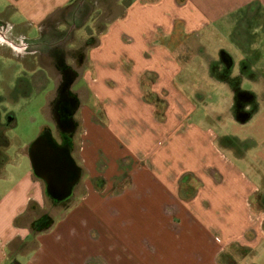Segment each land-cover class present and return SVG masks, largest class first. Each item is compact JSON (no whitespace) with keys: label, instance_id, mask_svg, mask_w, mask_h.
<instances>
[{"label":"rangeland","instance_id":"rangeland-1","mask_svg":"<svg viewBox=\"0 0 264 264\" xmlns=\"http://www.w3.org/2000/svg\"><path fill=\"white\" fill-rule=\"evenodd\" d=\"M134 2L79 0L77 8L70 9L76 16L62 27L59 23L62 30L59 61L62 59L72 70L66 91L75 101L70 119L73 125H69L73 129L71 133L58 132L52 106L63 88L64 81L60 83L62 68L59 65V71L56 70L50 56L39 45L33 44L31 52L11 46L22 41L11 35L8 25L0 24V161L3 154L7 161L0 166V176L12 175L18 179L29 171L27 148L46 127L56 144L69 146L82 172L67 201L58 204L45 190L42 202L32 205L29 216L34 231L59 219V223L75 226V238L149 241V246L142 248L129 243L126 251L159 255L165 260L159 264H264V241L260 240L254 247L241 219L245 216L249 224L255 222L260 211L255 207L264 205V191L256 200L249 194L240 198L227 196L211 183L223 175L210 165L219 159L227 169L223 178L231 179L239 173L247 189L248 167L237 172L233 161L235 157L246 158L247 137L255 133L261 136L264 126V112L248 121L249 117L264 110V16H259V11H255L248 23L239 24V44H232L230 37L238 15L220 24L218 31L225 34L223 39L211 36L213 30L208 32L203 37L208 48L199 54L184 50L187 45L184 40H171L170 46L179 48L175 56L183 67L176 80L179 130L174 161L167 162L163 157L160 142L158 152L142 156H137L139 146L132 143L128 147L133 151L127 149L131 156L119 167H113L115 171L105 160L95 172L87 166V153L83 152V116L88 110L95 111L99 114L97 122L105 121L103 105L91 103L88 88L83 85L89 51L106 28L107 21L124 14L126 6L130 8ZM8 10L6 3L0 0L3 18L15 21ZM64 15L61 20L68 19V14ZM240 17L242 19L244 13ZM254 18L257 19L255 30L259 33L251 39L248 28L254 31L251 23ZM27 35L35 38L38 33L28 29ZM192 45L193 50L198 45L196 40ZM221 47L231 60L228 64L221 61L220 53L213 51ZM235 48L237 53L233 51ZM153 101L161 112L164 104ZM201 128L205 129L202 133L209 134L207 144L212 156L208 149L204 150L205 136L197 134ZM6 142H9L8 147ZM254 169L262 171V163L258 162ZM2 184L0 181V194ZM237 208H242L244 215L235 211ZM263 225H258L262 232ZM63 232L60 230L59 237ZM68 237H71L69 233L63 238ZM153 241L154 247L151 246Z\"/></svg>","mask_w":264,"mask_h":264},{"label":"crops","instance_id":"crops-1","mask_svg":"<svg viewBox=\"0 0 264 264\" xmlns=\"http://www.w3.org/2000/svg\"><path fill=\"white\" fill-rule=\"evenodd\" d=\"M2 1L9 8L8 12H12L15 21L4 19L5 14L1 12L0 24L8 25L13 33L11 35L21 40V44L39 45L54 65L59 63V57H54L53 53L55 48V55H59V33H62L59 23L62 27L72 16H76L70 9L74 6L77 8L79 0ZM255 11H259V16H264V0H135L130 8L126 6L124 14L107 21L106 28L89 51L88 72L83 78V85L88 88L91 96L89 101L94 105L98 102L103 105L105 120L103 123L97 122L99 114L90 110L83 116V152L87 153L89 169L94 172L98 170L102 160L110 164L111 170L119 167L123 160L131 156L127 149L133 151L131 146L128 147L132 143L139 146L137 156H142L148 152L152 154L155 150L158 152L160 142L163 157L167 162L174 161L176 134L179 130L176 122V80L183 67L175 56L179 48L170 46L171 40H184V45H188L184 46V50L199 54L202 49L208 48L203 37L213 30L211 36L223 39L225 34L218 31L220 24L238 15L230 37L232 44H239V24L248 23L256 14ZM65 13L68 19L61 20ZM243 13L241 19L240 14ZM256 20L254 18L251 23L254 25ZM253 27V32L248 28L251 39H255L252 36L259 33L258 29L255 30L256 26ZM28 29L31 32L37 31V37H29ZM195 40L198 45L192 50V42ZM15 44L10 45L20 48L21 44ZM201 44H204L203 47H199ZM216 49L213 50L216 53L223 52L222 47ZM236 49L233 51L237 53ZM54 67L59 71V67ZM153 99L164 104L161 112L153 104ZM52 106L54 109V101ZM263 112L258 111L248 121ZM201 129L197 130V134L205 136L204 150L208 149V154H211L207 144L209 134L202 133L205 129ZM41 132L40 136L50 135L55 142L46 127ZM261 136L250 134L247 137L249 148L246 158L235 157L233 161L237 172L242 167H248L247 189L239 173L231 179L223 178L227 169L219 159L210 164L223 175L222 180L211 182L223 194L236 195L237 198L249 194L256 200L264 191V126ZM6 143L8 147L9 142ZM30 146L27 148L31 166L29 171L18 179L12 175L0 176L3 183L0 194V264H159L165 261L159 255L139 254V250L126 251L129 243L142 248L149 246V241L75 238V226L59 223V219L45 229L34 231L29 210L33 204L42 202L46 186L33 173L29 158ZM259 147L263 150L257 149ZM3 155L0 166L7 162L6 154ZM258 162L262 163V171L254 169ZM111 170L110 173L113 172ZM256 190L258 193H255ZM256 206V210L260 211L253 224H249L245 216L241 218L245 226L243 229L248 231L254 247L260 244V240L264 241V230L262 232L258 226L264 224V205ZM235 211L244 215L242 208ZM60 230H64V236L69 233L71 237H59ZM151 246H155L154 241Z\"/></svg>","mask_w":264,"mask_h":264},{"label":"water","instance_id":"water-1","mask_svg":"<svg viewBox=\"0 0 264 264\" xmlns=\"http://www.w3.org/2000/svg\"><path fill=\"white\" fill-rule=\"evenodd\" d=\"M29 158L35 177L45 183L50 199L59 204L73 195L82 170L72 158L69 146H58L45 134L31 144Z\"/></svg>","mask_w":264,"mask_h":264},{"label":"flooded vegetation","instance_id":"flooded-vegetation-1","mask_svg":"<svg viewBox=\"0 0 264 264\" xmlns=\"http://www.w3.org/2000/svg\"><path fill=\"white\" fill-rule=\"evenodd\" d=\"M21 44V43H19ZM16 45V44H15ZM18 46V45H17ZM33 45H31L30 43H26V44H21L20 49H24L25 51H29L31 52V50ZM19 48V47H18ZM32 48V49H31ZM41 48V47H40ZM55 49V48H54ZM53 49V53H54V57L59 55H55V52L57 51L56 49ZM219 55H221V61L224 62V64H228L229 62H231V60L229 59V57L226 55L225 52H221ZM60 63H55L56 67H60L62 68L61 70H63V73L61 75L62 77V82L63 83V88L61 89V92H58V95L54 101V114H55V118H56V125L57 128L59 130V132H67V133H71L73 131V129L70 128L72 124V121L70 120L72 117L70 116L71 112L74 110V106H75V101L73 98H71L70 96H68L67 94V87L70 85V75H71V69L69 68V65H66L63 63V60L60 59L59 61ZM70 125V126H69ZM66 127V128H65ZM45 133V132H44ZM64 146H67L64 144Z\"/></svg>","mask_w":264,"mask_h":264},{"label":"trees","instance_id":"trees-1","mask_svg":"<svg viewBox=\"0 0 264 264\" xmlns=\"http://www.w3.org/2000/svg\"><path fill=\"white\" fill-rule=\"evenodd\" d=\"M50 224H51V223H49V224L47 225V227H48ZM47 227H46V228H47ZM44 229H45V228H44Z\"/></svg>","mask_w":264,"mask_h":264}]
</instances>
